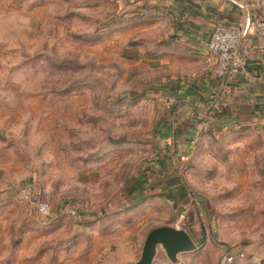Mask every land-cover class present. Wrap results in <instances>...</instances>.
<instances>
[{
  "label": "rangeland",
  "instance_id": "1",
  "mask_svg": "<svg viewBox=\"0 0 264 264\" xmlns=\"http://www.w3.org/2000/svg\"><path fill=\"white\" fill-rule=\"evenodd\" d=\"M187 2L0 0V264H135L166 225L195 249L153 264H264V67L226 90Z\"/></svg>",
  "mask_w": 264,
  "mask_h": 264
},
{
  "label": "built area",
  "instance_id": "2",
  "mask_svg": "<svg viewBox=\"0 0 264 264\" xmlns=\"http://www.w3.org/2000/svg\"><path fill=\"white\" fill-rule=\"evenodd\" d=\"M264 38V15L259 8L249 9L247 16L241 21L226 27L215 26L206 40V50L216 57V74L222 83L231 84L239 79L249 82L254 77L249 73V62L255 49V40ZM28 197V195H26ZM174 205V200L168 198ZM45 212V206H41ZM233 256H228L231 261Z\"/></svg>",
  "mask_w": 264,
  "mask_h": 264
},
{
  "label": "crops",
  "instance_id": "3",
  "mask_svg": "<svg viewBox=\"0 0 264 264\" xmlns=\"http://www.w3.org/2000/svg\"><path fill=\"white\" fill-rule=\"evenodd\" d=\"M261 0H188L187 2V12L189 20L192 22V26H189L188 32L194 33L198 28L203 29L205 32L203 33L201 39H204V44H206V40L209 38L211 32L213 31L215 26L223 25L229 27L242 19H244L249 9L259 8L261 4ZM263 7V6H262ZM202 30V31H203ZM258 66H261L260 68ZM264 67V38L255 40V49L252 52L250 62H249V73L253 76V73L256 72V69ZM263 72V71H262ZM262 72L260 71L261 75ZM254 77V76H253ZM241 83L232 82L231 84L223 83L226 90H239L243 88H248L249 93L245 92L243 95L245 97H249L253 94H256L255 88L250 86V82L239 79ZM234 84V85H233ZM239 84V85H238ZM240 93V92H239ZM194 104L192 103L190 108L192 109ZM195 109V108H194ZM176 131V127L171 124ZM174 135H171V142L169 145L165 146V149L171 152L175 151V139ZM176 136V135H175ZM167 151V150H166Z\"/></svg>",
  "mask_w": 264,
  "mask_h": 264
},
{
  "label": "water",
  "instance_id": "4",
  "mask_svg": "<svg viewBox=\"0 0 264 264\" xmlns=\"http://www.w3.org/2000/svg\"><path fill=\"white\" fill-rule=\"evenodd\" d=\"M159 245L163 246L172 260H175L180 252L195 249V242L186 229L177 226H159L147 235L141 256L135 264H153Z\"/></svg>",
  "mask_w": 264,
  "mask_h": 264
},
{
  "label": "trees",
  "instance_id": "5",
  "mask_svg": "<svg viewBox=\"0 0 264 264\" xmlns=\"http://www.w3.org/2000/svg\"><path fill=\"white\" fill-rule=\"evenodd\" d=\"M239 85V84H238ZM164 127V132H163V135H164V139H167L168 137H170L174 132V129L171 125H166L164 124L163 125Z\"/></svg>",
  "mask_w": 264,
  "mask_h": 264
}]
</instances>
